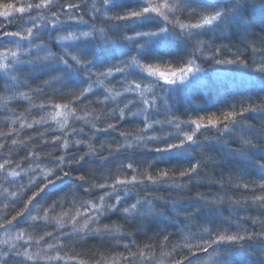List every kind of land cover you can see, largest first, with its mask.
I'll list each match as a JSON object with an SVG mask.
<instances>
[{
	"label": "snow or ice",
	"instance_id": "snow-or-ice-1",
	"mask_svg": "<svg viewBox=\"0 0 264 264\" xmlns=\"http://www.w3.org/2000/svg\"><path fill=\"white\" fill-rule=\"evenodd\" d=\"M206 64L251 68L261 76L255 95L178 115L174 95L227 79ZM0 108L8 115L0 196L15 209L0 215V264H250L257 250L264 256V119L259 129L248 123L264 114V0H0ZM205 142L221 144V159L257 149L254 172L202 178L218 163ZM138 151L155 155L138 159ZM204 183L218 190L197 189L191 209L172 196ZM226 200L261 211L223 216ZM204 209L216 216L193 231ZM181 214L173 242L165 221ZM152 230L141 246L137 233ZM91 239L99 247L88 248Z\"/></svg>",
	"mask_w": 264,
	"mask_h": 264
},
{
	"label": "trees",
	"instance_id": "trees-1",
	"mask_svg": "<svg viewBox=\"0 0 264 264\" xmlns=\"http://www.w3.org/2000/svg\"><path fill=\"white\" fill-rule=\"evenodd\" d=\"M71 2H79V0H71ZM85 18L87 19L88 17L85 16ZM220 42L221 40H217V43ZM223 42L229 43V40L223 39ZM231 43H237V37L233 36L231 38ZM205 67L208 69L209 73H211L213 69L218 66L206 64ZM241 78H243V83L241 82ZM259 79H261L260 74L253 71L251 68H240V67L232 66V71L229 72L227 79L224 80L222 83H218L217 85L210 88H200L197 90H193L189 92L187 95L183 93L174 95L172 99L169 101V103L174 106V110H177L178 115H181L186 111L189 115H194L195 114L194 110L197 109V106H201V107L207 106L209 108H212V110L214 111L216 109L226 107L228 103L232 102L234 99H238L241 93L255 95L256 90L258 89V83L256 82H258ZM249 81L254 82V85L250 86L248 83ZM35 83H39V81L37 80ZM35 83L33 84V87H35ZM213 105L214 107H212ZM24 106L26 107V104ZM93 106L96 107L97 109L100 107L99 105H95V104ZM23 111H24V107L16 108L17 113ZM7 119H8V115L5 114V110L3 108H0V129L4 128V124ZM262 119H264V114H256L254 116L250 115L248 119V123L254 125L255 128L259 129ZM121 126L125 130H132L131 128L128 127L127 121ZM85 130L88 131L87 128ZM23 135L24 134L21 133V136ZM115 135H116L115 133H111V134L101 133L100 139L111 140L112 136ZM205 144H206L205 151L207 152V154L215 157L218 163H214V164L210 163L206 168H204L203 171L201 172L202 178L206 176H215L216 178H219L220 176H224L225 178H227L230 174H232L233 177H235L238 173L254 172V165L250 163V161L256 160L258 158L259 151L257 149L251 150L249 152L248 157L245 158L237 157V158L221 159V156L223 155V150L220 143H213L210 146L207 145V142H205ZM229 147L235 148L236 142L229 141ZM23 154L24 153L21 152V155ZM105 155H107V153H105ZM136 155L138 159H145V158H151L155 154L148 153L146 151H138ZM16 158L19 159V157ZM95 163L99 164V157L96 158ZM245 178L254 179L257 177L255 174H253L252 176L246 175ZM2 182L3 181H0V183ZM23 183L25 184L28 183L27 177H24ZM6 186L9 188V191L17 190L15 187H12L11 185H6ZM197 189L201 192H205L208 193L209 195H213L217 192L218 186L209 185L206 183L200 185H193L192 192L189 195H185L181 197V196H177L176 193L173 192L172 196H175L176 199L180 201L181 206L191 209V207H193L197 203L194 199ZM225 191L227 192L228 195L235 194L236 196H239L241 194L237 190L230 188H226ZM161 195L167 198L169 196V193L168 191H164L161 193ZM10 200H11L10 197L5 199V197L0 196V215H3L4 212L14 214L15 209L13 207L9 206L8 208H5V204H10ZM218 207L221 210L223 216H229L230 214H233L234 216H245V215L256 216L261 211L251 206L247 208L233 206L227 200ZM157 208L158 210L165 211L169 216L172 215V213L168 211V206L166 205L157 204ZM215 216H216L215 210L204 209L200 217L197 220L191 222L192 230L197 231L198 230L197 225L201 224L205 219ZM111 219H116V217H112ZM165 223L168 224V231L173 234L172 240L173 242H175L180 238L179 230L184 227L183 214H181L179 217H175L171 221H165ZM242 223L248 228L253 227L250 221H242ZM172 225L175 226L173 227ZM232 227L234 229L235 225H232ZM130 230L135 231L134 228ZM0 235H2V233H0ZM153 235H154V230L148 231L147 236L137 233L138 242L141 243L142 246V242L145 241L147 237H151ZM87 247L88 248L99 247V242L95 239H91L89 240ZM197 255L204 257L206 254L197 253ZM192 259H195V257H193ZM249 261L250 264H264V256H261L259 254V250H257V254L250 257Z\"/></svg>",
	"mask_w": 264,
	"mask_h": 264
},
{
	"label": "rangeland",
	"instance_id": "rangeland-1",
	"mask_svg": "<svg viewBox=\"0 0 264 264\" xmlns=\"http://www.w3.org/2000/svg\"><path fill=\"white\" fill-rule=\"evenodd\" d=\"M218 67H220V70H222L223 72H228V74H229V72H231L232 71V66H227V67H222V66H218ZM241 84V83H240Z\"/></svg>",
	"mask_w": 264,
	"mask_h": 264
}]
</instances>
